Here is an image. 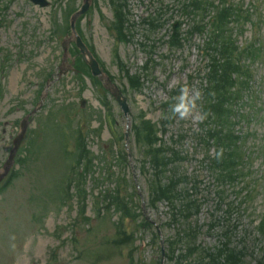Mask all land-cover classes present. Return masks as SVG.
Returning a JSON list of instances; mask_svg holds the SVG:
<instances>
[{
  "label": "rangeland",
  "instance_id": "rangeland-1",
  "mask_svg": "<svg viewBox=\"0 0 264 264\" xmlns=\"http://www.w3.org/2000/svg\"><path fill=\"white\" fill-rule=\"evenodd\" d=\"M128 2L138 21L147 14L156 12L160 6L176 3L175 0ZM77 3V0H47L46 5L40 7L29 0H0L1 6L7 5L3 10L5 19L0 26V161L18 132L19 120L35 109L39 97L37 90L44 77L49 72L53 73L44 89L46 95L41 107H45L40 109L36 123L33 122L34 118L31 122L32 128H35L31 146L19 168L17 167L16 176L6 190L0 193V264H46L50 262L51 256L54 257L55 264H131L129 251L133 252V258L137 257L139 263L151 264L159 255L151 232L139 233L137 220L134 222L127 218L128 230L135 232V240L117 246L110 242L117 236L115 214L105 212L103 219L102 216L98 217L91 209L89 198L86 210L92 219L90 228L86 229L84 225L72 228L76 215L75 203L70 207L61 202L60 187L64 184L70 164V159L63 154V147L68 144L72 148L75 145L73 139L77 121L83 122L85 128L89 129L88 147L97 159V173L101 167L100 153L103 148L112 152L107 144L111 131L102 118L103 108L98 101L97 87L87 78L85 89L82 91V83L71 77L69 71L62 73L60 77L55 74V66L61 61L60 43L63 37L59 36V32L65 27L67 13ZM111 18L112 10L108 0H98L95 8L81 19V32L86 42L94 48L100 62L121 86L125 80L118 77L113 56L114 41L106 27ZM164 31L161 29L147 33L151 35V40L155 41L157 57H161L159 64L151 72L154 81L142 93L134 94L129 91L125 96L129 105V118L133 117L135 120L131 123L128 143L132 151L134 175L146 204V213L157 224H161L159 228L163 237H172L175 226L165 225L169 221L167 205L160 203L157 209L147 207L150 170L144 172L143 164L139 168L137 161L140 158V150L135 143L140 142V138L135 136L137 129L141 127L138 125L143 122L153 124L146 128L158 129L157 122L161 118L160 103L165 101L168 93L177 85L183 86V94L177 106L183 115H178L173 123L167 126L163 137L168 140L170 135L178 132L186 135L182 145L176 143V147L188 154V159L182 163L184 170L195 172L202 181L201 196L205 200L197 217L199 223L208 221L209 212L214 209V195L211 175L200 159L202 150L195 145L193 135L189 133L197 129L200 120V111L196 106V98L202 84L201 71L204 69V59L197 47L200 41L199 38L194 39L177 55L167 54L166 45L162 40L166 34ZM137 32L131 42L120 43L118 47L120 57L133 72L145 60V55L138 45L142 40L141 32ZM249 34L250 29L247 26L243 36L248 37ZM255 71L260 76L259 99L263 104L261 110L264 117V62L258 64ZM81 100L85 101L84 107L80 106ZM111 106L115 119L112 129L119 133L125 124V118L115 101L112 100ZM251 126L255 131L250 139L251 145H263L264 118ZM256 153L258 155L254 158L251 171L258 177L260 168L264 175V150ZM124 174L132 175L130 167L125 169ZM95 186L102 187L100 183ZM125 186L124 192L128 193L132 184ZM259 186L252 205L247 209L250 217L242 218L245 225L249 226L251 221V227L258 220L261 223L264 218V177ZM74 235L76 242L72 239ZM234 236L236 239L241 237V227L237 228ZM199 241L204 245H213L217 242V237L202 233ZM135 247L137 250H133ZM259 252L254 251V254ZM246 261L254 264L252 256Z\"/></svg>",
  "mask_w": 264,
  "mask_h": 264
},
{
  "label": "trees",
  "instance_id": "trees-1",
  "mask_svg": "<svg viewBox=\"0 0 264 264\" xmlns=\"http://www.w3.org/2000/svg\"><path fill=\"white\" fill-rule=\"evenodd\" d=\"M151 141H153V140H151ZM143 146H144V153H143V155L144 156H146V154H148L149 156H150V159H151V161L152 162H154V160H157V162H158V167H162L161 165H160V163H161V161H166V162H169V158L165 155L167 152H165V151H162L161 150V148H156L155 150H151V153L149 154V149H151V147H150V144H148V142H147V139H145V138H143L142 139V143H141ZM157 166H156V169L158 168ZM165 171H167V170H165ZM176 174H174V176H175ZM169 179V178H168ZM168 182V181H167ZM179 182H180V178H174V181H171L170 180V184L172 185V188H171V190L169 191V193L171 194V196L173 197V194H174V190H173V188L174 187H176L178 184H179ZM155 183H154V181H152V185H154ZM155 188H157V187H155ZM162 190H163V188H161V195H165L163 192H162ZM179 194L180 195H183V194H185V196L187 197V198H189L190 196H189V194L185 191V193H184V190H180L179 191ZM169 194H167L165 197L167 198V199H169V200H171L172 199V197H171ZM184 196H182V198H183ZM187 198H184L183 199V202H181V201H179L178 200V202H179V206H181L182 208H184L185 210H187V211H189V206H188V201H187ZM170 203H172L173 202V200H171V201H169ZM193 203V206L196 208L197 206H196V204H195V202H192ZM185 215V216H184ZM179 216V221H183L182 222V224H183V229H182V231L184 232V231H186V236L187 235H189V232H192V230H191V228L192 227H190L189 226V224L187 223V219H188V217H187V214H184L183 212H180V214L179 215H177V216H175V218H177ZM185 226H186V228H185ZM181 234V233H180ZM182 235V236H181ZM180 236H181V240H183V234H181ZM180 236L178 235L177 236V238H176V243H177V241H178V239L180 238ZM172 241V240H171ZM171 241H169V245H170V243H171ZM175 241V240H174ZM173 241V242H174ZM173 242L171 243V246H173L174 244H173ZM192 246H195L194 245V243H193V245ZM172 248V247H171ZM198 248L196 247V250H197ZM223 250L226 252V255H225V257H224V259H225V263L224 264H240L241 263V260H242V256L244 255V252L243 251H240L239 253H238V257H237V255H233V253H232V251H229L228 249H227V247H226V245L224 246V248H223ZM193 252L192 251H190V249H189V251H187V255H190V254H192ZM223 255V251H220L218 254H217V257H220V256H222ZM174 264H179V263H177V262H175ZM206 264H208V263H206Z\"/></svg>",
  "mask_w": 264,
  "mask_h": 264
},
{
  "label": "bare ground",
  "instance_id": "bare-ground-1",
  "mask_svg": "<svg viewBox=\"0 0 264 264\" xmlns=\"http://www.w3.org/2000/svg\"><path fill=\"white\" fill-rule=\"evenodd\" d=\"M47 1V0H46ZM4 19H5V16H4V11L2 10V8H0V26L1 24L4 22ZM65 24H66V20H65ZM40 113L37 115V117L35 118L34 120V123H36V120L38 119V117L40 116ZM23 154V153H22ZM8 187V185L1 191V192H4L6 190V188ZM0 192V193H1Z\"/></svg>",
  "mask_w": 264,
  "mask_h": 264
},
{
  "label": "clouds",
  "instance_id": "clouds-1",
  "mask_svg": "<svg viewBox=\"0 0 264 264\" xmlns=\"http://www.w3.org/2000/svg\"><path fill=\"white\" fill-rule=\"evenodd\" d=\"M181 115H183V113H181Z\"/></svg>",
  "mask_w": 264,
  "mask_h": 264
}]
</instances>
